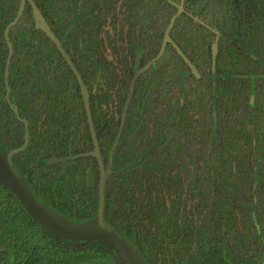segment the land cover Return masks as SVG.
I'll use <instances>...</instances> for the list:
<instances>
[{"label":"trees","instance_id":"obj_1","mask_svg":"<svg viewBox=\"0 0 264 264\" xmlns=\"http://www.w3.org/2000/svg\"><path fill=\"white\" fill-rule=\"evenodd\" d=\"M42 1L88 90L105 168L132 77L158 54L176 10L165 0ZM184 6L171 44L134 83L104 222L147 264H264V0ZM16 11L0 0V151L27 133L13 167L41 202L83 223L96 216L100 173L93 157L73 158L93 151L80 88L31 18L9 29ZM212 31L222 37L214 63ZM0 264L122 263L98 242L52 236L0 182Z\"/></svg>","mask_w":264,"mask_h":264},{"label":"water","instance_id":"obj_2","mask_svg":"<svg viewBox=\"0 0 264 264\" xmlns=\"http://www.w3.org/2000/svg\"><path fill=\"white\" fill-rule=\"evenodd\" d=\"M24 0H21L23 3ZM30 2V0H28ZM31 7L33 9V17L34 22L39 28V30L46 35V37L56 46L57 50L60 52L62 58L67 63L68 67L71 69L73 75L75 76L77 83L80 88V94L83 100V104L85 107L88 127L90 132V137L93 145V151L90 154L83 156L73 157L75 159L79 157L90 156L93 157L98 164L99 167V186H98V208L96 212V216L93 219L85 221L83 223H78L68 218L63 217L57 211L48 207L45 203L41 202L29 188L28 183L24 180V178L14 169L11 159L14 155L21 153L27 147L28 142V134L25 133L24 144L16 149L10 151H0V182L4 184L12 194L15 195L16 199L24 209V211L28 214V216L39 224L42 228H44L48 233L52 236L69 241V242H98L100 244L105 245L109 250H111L119 261L122 264H147L144 258L141 256L137 248L132 242L118 233H116L109 225L104 222L103 213H104V190L105 184L108 177L111 175V163L113 153L118 145V141L121 136L122 128L124 125L125 114L127 110L128 103L130 101L132 90L134 87V83L137 80L138 76L146 71L150 64L159 60L168 44H171L169 39L170 30L173 27V24L176 18L182 12L181 7L178 8V12L175 16H173L169 22V25L164 33L163 42L158 54L153 58V60L146 65L142 70L136 71L133 78L131 87L127 94V98L125 104L123 106V110L121 112L120 124L116 133V137L114 139L113 145L108 153V161L107 166L104 168L99 146L96 138V134L94 131L93 121L89 109V94L87 88L84 86L82 77L79 75L78 71L73 67L72 61L64 52L60 42L54 37L50 29L47 27L44 19L40 15L39 11L32 4ZM178 55L183 59V61L188 66L190 73L197 78L198 72L196 69L190 64V62L183 56L179 49L176 48ZM218 46L215 42L212 45L211 54L212 60L215 61L217 56ZM24 122V121H23ZM25 123V122H24ZM64 160H53L52 164L64 162Z\"/></svg>","mask_w":264,"mask_h":264},{"label":"flooded vegetation","instance_id":"obj_3","mask_svg":"<svg viewBox=\"0 0 264 264\" xmlns=\"http://www.w3.org/2000/svg\"><path fill=\"white\" fill-rule=\"evenodd\" d=\"M13 1H15L16 2V4H17V11H16V15H15V19H13V21H10V24L9 25H11V27H9V29L11 30V29H14L15 27H17V26H15V25H19V26H21L22 24H23V18H22V16L23 15H25L27 18H31L30 20L31 21H33V23L35 24V22H34V17H33V9H32V7H31V4L30 3H32L35 7H36V9L39 11V13H40V15L42 16V18L44 19V22L46 23V25H47V27L50 29V31H51V28H50V25H49V22H50V18H48V19H46V18H44L43 16H44V13H43V11H42V13H41V11H40V8L42 7L43 8V10H45L46 8H48L49 6L46 4V3H44V1H42V0H30V2H28V0H24V2L23 3H21V0H13ZM169 5H171L175 10H176V14H177V12H178V8L179 7H181V9H182V12L180 13V15L176 18V20L181 16V15H183L184 14V8H185V0H180V2L177 4V3H171L170 1H168V0H165ZM191 11H192V3H191ZM175 14V15H176ZM174 15V16H175ZM192 18V17H191ZM176 20H175V22H176ZM36 25V24H35ZM36 27H37V25H36ZM38 28V27H37ZM38 31H39V33H41V34H43L45 37H46V35L44 34V33H42L40 30H39V28H38ZM52 32V31H51ZM213 32V34L215 35V40H214V43L216 42H218V40H221L222 39V37L218 34V33H214V31H212ZM52 34L54 35V33L52 32ZM3 37H4V35H3ZM54 37L57 39V37L54 35ZM47 38V37H46ZM257 39H259V36H257L256 37ZM48 39V38H47ZM49 40V39H48ZM50 41V40H49ZM57 41L59 42V40L57 39ZM51 42V41H50ZM256 42H257V40H256ZM52 43V42H51ZM53 44V43H52ZM54 45V44H53ZM55 46V45H54ZM62 46V45H61ZM217 46H218V44H217ZM253 46H254V48H255V51L258 49V47L253 43ZM55 48H56V46H55ZM57 49V48H56ZM211 49H212V47H211ZM60 53V52H59ZM61 55V54H60ZM217 55H218V52H217ZM62 57V56H61ZM216 58H217V56H216ZM216 58H215V60H216ZM63 59V58H62ZM211 59H212V54H211ZM64 60V59H63ZM65 61V60H64ZM158 61V60H157ZM212 62H213V60H212ZM214 63V62H213ZM67 64V63H66ZM148 65V64H147ZM151 65V64H150ZM150 65H149V67H150ZM68 66V65H67ZM146 66V65H145ZM144 66V67H145ZM74 67V66H73ZM143 67V68H144ZM149 67H148V69H149ZM142 68V69H143ZM142 69H139V70H137V71H140V70H142ZM147 69V70H148ZM146 70V71H147ZM145 72V71H144ZM143 73V72H142ZM141 73V74H142ZM140 74V75H141ZM139 75V76H140ZM138 76V77H139ZM133 78V77H132ZM132 96V95H131ZM131 99V98H130ZM18 120H19V118H18ZM15 169V168H14ZM16 170V169H15Z\"/></svg>","mask_w":264,"mask_h":264}]
</instances>
